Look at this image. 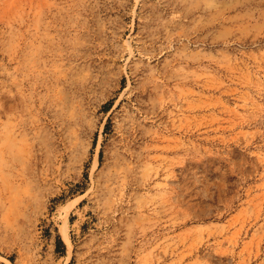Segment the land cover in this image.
Listing matches in <instances>:
<instances>
[{
	"label": "rangeland",
	"instance_id": "obj_1",
	"mask_svg": "<svg viewBox=\"0 0 264 264\" xmlns=\"http://www.w3.org/2000/svg\"><path fill=\"white\" fill-rule=\"evenodd\" d=\"M0 264H264V0H0Z\"/></svg>",
	"mask_w": 264,
	"mask_h": 264
},
{
	"label": "bare ground",
	"instance_id": "obj_2",
	"mask_svg": "<svg viewBox=\"0 0 264 264\" xmlns=\"http://www.w3.org/2000/svg\"><path fill=\"white\" fill-rule=\"evenodd\" d=\"M66 223V222H65ZM64 225H66V224H64ZM66 226H63V228H62V232H63V234L66 236V228H65Z\"/></svg>",
	"mask_w": 264,
	"mask_h": 264
},
{
	"label": "trees",
	"instance_id": "obj_3",
	"mask_svg": "<svg viewBox=\"0 0 264 264\" xmlns=\"http://www.w3.org/2000/svg\"><path fill=\"white\" fill-rule=\"evenodd\" d=\"M57 244H58L59 246H62V241H61L60 239H58Z\"/></svg>",
	"mask_w": 264,
	"mask_h": 264
}]
</instances>
